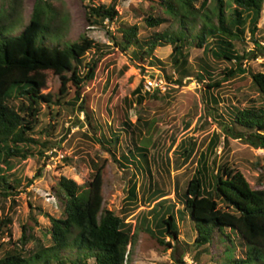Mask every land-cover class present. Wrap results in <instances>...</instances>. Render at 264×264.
<instances>
[{
	"label": "trees",
	"instance_id": "trees-1",
	"mask_svg": "<svg viewBox=\"0 0 264 264\" xmlns=\"http://www.w3.org/2000/svg\"><path fill=\"white\" fill-rule=\"evenodd\" d=\"M136 1L139 4L131 16L134 24L120 20L116 0L108 6L86 5L88 28L73 42L64 40L66 20L57 17L46 0H35L26 25H22L16 9L18 0H9L7 10L0 9V216L6 205L8 211L16 206L23 183L28 187L41 174L38 169L34 178L23 179L16 172V165L29 158L48 161L46 153L60 143L56 139L63 120L73 119L78 124L79 114L92 133L90 139L107 153L113 155L120 150L122 135L128 138L132 147L126 145V152L114 161L133 171L120 216L105 207V160L101 165H93L90 180L83 185L61 176L54 187L58 217L28 204L31 220L35 221L36 212L41 213L47 218V227L34 230L22 225L21 237L13 241L12 216L0 219V239H6L7 246L0 255V264H129L138 231L144 229L158 244L172 249V243L178 244L180 236L175 214L185 213L194 232L189 247L195 248V262H214L210 247L217 244L223 249L226 263L264 264V189H251L226 158L216 164L212 154L221 136L223 144L233 139L253 149H264V64L259 72L247 65L264 57V37H258L257 28L264 0ZM144 2L156 3L162 15L146 10ZM226 4L231 7L228 12ZM116 24L115 29L109 30L110 25ZM93 30L102 32L109 44H100L90 37L88 33ZM247 44L252 48L247 49ZM165 47L170 48L167 61L175 74L174 80L166 76L165 81L177 88L166 90L164 100L177 92L184 80L192 78L204 84L205 96L224 83L236 91L237 82L249 77L255 95L236 91L240 94L238 102L225 107L227 116L218 113L217 107L207 105L214 113L209 115L219 120L221 136L212 134L206 153L199 156L183 190L174 185L177 203L166 198L168 194L157 185H152L150 191V183L147 188L143 184L151 178L148 148L156 124L142 107L150 97L143 90V81L131 93L133 102H127L124 109L117 103L112 108H102L99 98L93 106L95 92L89 88L103 59L110 54L125 56L141 72L143 64L163 71L164 62L153 53ZM191 50L201 52L194 58V66L188 61ZM222 64L227 66L219 69ZM126 70L125 65L118 75ZM47 74L58 80L55 92L47 90ZM238 76H242L241 80ZM132 107L139 108L134 122L128 114ZM109 117L111 122L106 121ZM189 126L187 121L183 128L187 130ZM194 147L190 139H184L174 151L180 154L182 162H187ZM210 154L214 157L209 162ZM64 161L73 163L68 158ZM136 177L142 178L138 186ZM138 198L139 203L142 199L147 201L149 208L138 222L131 224L127 220L137 208ZM150 225H154V232ZM35 242L46 246L40 245L37 250ZM28 245L36 251L26 249ZM237 250L242 257L235 255ZM178 263L182 264L180 260Z\"/></svg>",
	"mask_w": 264,
	"mask_h": 264
},
{
	"label": "rangeland",
	"instance_id": "rangeland-1",
	"mask_svg": "<svg viewBox=\"0 0 264 264\" xmlns=\"http://www.w3.org/2000/svg\"><path fill=\"white\" fill-rule=\"evenodd\" d=\"M18 1V8L16 9L19 12L22 25H26L32 13L35 0ZM46 1L51 4L53 12L56 13L57 17H63L66 20L64 40L73 42L80 35L86 33L88 28L85 20L86 5L92 3V5L108 6L113 0ZM138 4L139 1L136 0H116L115 8L118 14H121L120 20L125 23L134 24L135 21L131 19V16L136 11ZM7 5L9 6V0H0L1 10H7ZM143 6L152 14L162 15V10L156 3L144 2ZM209 7L211 8L212 4ZM225 7L227 12L231 8H228V4ZM116 27L117 24L110 25L109 30H113ZM257 28L259 30L258 37H264V5ZM88 35L95 38L100 44H109L103 33L98 30H93ZM247 47V49L252 48L251 44H247ZM169 54V47L157 48L153 56L164 62V70L161 71L159 68H151L143 64L140 65L144 68L142 72L134 67L123 55L117 57L112 54L107 55L108 59H103L99 73L89 88H93L95 92L93 106L99 98L102 108H112L117 103L120 108L124 109L127 102H133L131 93L141 81H143V90L144 86L148 85V82H154L160 86V88H156L155 90L151 89L148 92L150 97L146 98L142 104L143 110L149 113V117L156 120L152 135V145L148 148L151 178L150 181L145 179L143 184L147 188L150 183V191L152 190V185H157L168 194L166 198L175 200L177 203L179 202V198L174 199V185H178L179 189L183 190L186 182L191 178L196 168L199 156L206 153L207 145L209 140H211L212 134L218 133L220 135L219 120L209 115L214 113L207 105L217 107L218 113L227 116L225 114V107L228 104L238 102L236 101L240 95L237 93L238 91H246L251 97L255 95L251 90V79L249 77H246L247 80L245 79V81L237 82L238 84L235 88L237 92L231 88L230 84L224 83L217 91H209L205 96L204 84H200L192 78L184 80L182 87L177 92L174 91L170 97L164 100L162 96L166 90L169 88L176 90L177 88L176 85L167 84L165 81L166 76L171 77V80L175 79L172 66L167 61ZM200 54V50H191L188 58L189 64L194 66V58L199 57ZM262 64H264V57L247 63L250 69L258 72L261 71ZM125 65L127 66V70L119 76V71ZM223 66L226 67L227 64L220 65L219 69H222ZM241 77L238 76L237 79ZM57 86V78L47 74V90L55 92ZM163 87L165 91H162ZM138 109V107H132L130 109L128 114L131 122H134V113ZM199 117L200 119L197 121ZM82 120L81 114L78 115V124H74L73 119L63 120L61 130L56 139L60 143L46 153V156L49 158L48 161L29 158L16 165V172L23 179L30 180L34 178L38 169L41 170V174L32 180L30 186L27 187L26 182L23 183V186L18 191V203L16 206L10 208L8 211V205H6L4 213L0 216V219L6 215L12 216L13 221L10 228L13 241L21 237L22 225H26L34 230H37L39 227L45 228L48 226L47 218L41 213L36 212L34 216L35 221L31 220L28 207L29 203L32 206L40 207L42 212L49 216L58 217L60 213L59 202L54 196V187L59 178L64 176L73 180L78 185H83L90 180V176L94 171L93 165H101L104 160L102 193L105 207L120 216L119 211L126 202L130 187L129 180L131 179L133 171L131 167L128 169L121 168L115 163L114 159L117 160L121 152H126L124 148L126 145L128 147L132 146L128 138L122 135L120 150L113 155L107 153L99 144L90 139L92 133L82 123ZM106 121L111 122L110 117ZM187 121H190V126L185 130L183 125ZM184 139H190L195 144L194 154L187 162H182L180 154L174 151L176 145ZM172 141H174L173 144ZM124 142L126 143L124 144ZM212 154L215 156L216 164L221 163L226 158L244 176L251 189H264L263 149H253L233 139H228L223 144V136H221L219 144ZM212 154L209 156V162L214 157ZM65 158L70 159L73 163L71 165L65 163ZM135 182L138 186L142 182V178L136 177ZM140 193L138 192L137 196ZM147 203L144 199L139 203L138 198L137 208L127 221L131 224H134L135 220L138 222L141 215H145L149 208ZM175 217L180 229L179 243H172V249H167L158 244L148 232L142 229L138 231L137 241L132 248L129 264H179L178 260L182 264H199L193 259L195 248L192 246L189 247L193 243L194 232L189 223L188 214L185 213L179 216L175 214ZM154 230V225H150V231L154 232ZM5 242L6 239H0V255L7 248ZM38 242L34 243L37 250L40 245L43 247L46 246L45 243L41 244ZM165 242H168V240L165 239ZM186 247L188 250L185 249ZM31 248L32 252L36 251L33 246L28 245L26 247V249ZM222 251V247L217 246V244L211 246L210 255L214 262L208 264H232L231 262L226 263L224 261ZM234 253L239 258L242 257L238 250ZM230 257L231 255L228 254L227 259ZM88 264H91V262Z\"/></svg>",
	"mask_w": 264,
	"mask_h": 264
},
{
	"label": "built area",
	"instance_id": "built-area-1",
	"mask_svg": "<svg viewBox=\"0 0 264 264\" xmlns=\"http://www.w3.org/2000/svg\"><path fill=\"white\" fill-rule=\"evenodd\" d=\"M156 88H160V86L158 84H155L154 82H148V85L144 86V91L149 92L151 89L155 90ZM162 91H165L164 87L162 88Z\"/></svg>",
	"mask_w": 264,
	"mask_h": 264
}]
</instances>
